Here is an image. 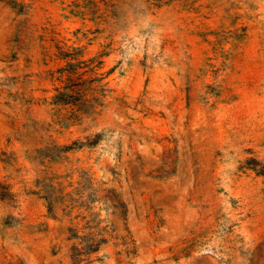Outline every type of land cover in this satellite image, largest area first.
<instances>
[{"label": "rangeland", "instance_id": "rangeland-1", "mask_svg": "<svg viewBox=\"0 0 264 264\" xmlns=\"http://www.w3.org/2000/svg\"><path fill=\"white\" fill-rule=\"evenodd\" d=\"M0 264H264V0H0Z\"/></svg>", "mask_w": 264, "mask_h": 264}]
</instances>
